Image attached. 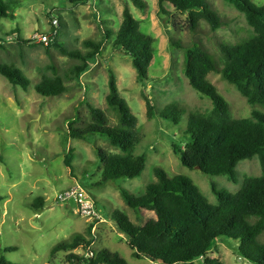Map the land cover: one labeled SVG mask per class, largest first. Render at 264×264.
<instances>
[{"label": "rangeland", "instance_id": "rangeland-1", "mask_svg": "<svg viewBox=\"0 0 264 264\" xmlns=\"http://www.w3.org/2000/svg\"><path fill=\"white\" fill-rule=\"evenodd\" d=\"M7 1V0H4ZM18 1L14 19L1 20L0 62L14 64L30 84L27 90L12 87L0 76V256L16 264H67L68 253L50 250L58 243L71 241L75 235L92 242L88 249L79 247L72 253L84 257L88 251L107 250L119 254L128 264H159L147 258H132L127 238L120 233L110 217L113 211L124 214L133 224L142 226L154 218L151 212H139L127 208L119 194L124 189L134 196H141L148 184L155 182V168H161L168 176L184 175L192 180L211 204L216 200L210 191V182L218 189L235 193L244 177L260 175L257 157L243 160L236 167L235 185L222 176H205L198 170L183 167L173 154L172 147L183 148L188 143L186 131L191 112L205 113L211 110V102L194 91L183 74L184 52L194 46L207 51L221 68L224 59L218 44H236L248 38L252 31L244 15L223 0H206L208 5L226 23L216 31L200 22L195 32L187 29L186 14H180L165 4V13L159 12L156 0L146 3L142 11L132 0H14ZM263 5L264 0H251ZM127 7L140 22V31L155 40V56L148 68L147 81L137 79L128 56L114 51L111 39L104 40L106 31L116 29ZM58 23V41L67 51H81L83 41L103 42V47L90 70L80 76L79 84L66 82L68 92L59 97L44 98L34 91V85L43 74L52 76L49 66L62 74L75 61L63 56L58 48H49L31 40L35 33L48 34L53 21ZM104 24H103V23ZM14 34L7 36L8 34ZM30 41L21 43L19 40ZM174 44L179 45L175 47ZM47 47V48H46ZM116 77L121 97L137 118V131L142 139L134 154L144 155L145 168L135 179H118L96 187L101 179V167L96 148L119 153L104 137L90 136L86 141L69 139L68 125L79 119L76 126L88 122V106L102 110L110 126L117 124L115 114L105 104L108 92V73ZM208 81L227 101L234 119L250 118L253 111L264 115L260 106H251L223 81L219 74L210 73ZM152 100L155 114L146 116L142 93ZM170 104H177L180 121L174 124L158 116ZM72 154V168L66 166ZM79 185L93 199L102 217L95 230L72 214V205L58 204L55 197L61 191ZM43 198L40 210L30 208L35 199ZM250 223L253 222L251 218ZM264 242V239H262ZM14 251L3 253L6 248ZM208 258L223 264H248L238 254L235 241L218 239L209 251ZM193 264H203L196 261Z\"/></svg>", "mask_w": 264, "mask_h": 264}, {"label": "trees", "instance_id": "trees-1", "mask_svg": "<svg viewBox=\"0 0 264 264\" xmlns=\"http://www.w3.org/2000/svg\"><path fill=\"white\" fill-rule=\"evenodd\" d=\"M86 0H71L72 3ZM159 12L165 13L164 5H170L174 11L186 14L187 29L195 32L200 22L209 25L212 31L226 26V23L208 5L206 0H156ZM244 15L251 35L236 44L219 43L224 63L220 68L215 59L198 46L184 52L183 74L190 87L211 102V110L205 113L191 112L184 136L189 141L183 148L173 146V154L181 165L189 170L198 169L205 176H222L237 184L235 174L239 162L257 157L261 173L257 177H244L240 188L235 193L218 189L210 182V191L216 200L211 204L203 196L190 178L184 175L168 176L161 168L154 169L155 182L148 184L141 196H134L124 189L119 194L124 205L134 211L151 212L154 218L144 225L133 224L124 214L113 211L111 221L116 229L126 236L127 245L132 251L131 257L147 258L159 264H223L217 259L207 257L218 239L235 241L239 257L248 264H264V115L253 111L250 118L234 119L229 112L227 101L208 81L210 73H217L221 79L232 85L251 106L264 109V4L256 5L251 0H223ZM140 11L146 8L141 0H132ZM18 1L0 0V22L13 20ZM122 20L116 29L106 31L104 40L111 39L112 48L131 59L140 82L147 81L148 68L155 56V40L143 34L140 22L125 7ZM103 23V22H102ZM104 24V23H103ZM1 28V24H0ZM14 34L12 32L9 35ZM21 43L30 41L19 40ZM85 52L67 51L58 41V35L47 46L58 48L76 64L62 74L55 67L49 66L52 76L42 75L34 85L36 94L44 98H54L68 92L66 82L79 84L80 76L94 65L103 42L83 41ZM175 47L179 45L174 44ZM46 47V48H47ZM2 48V47H0ZM0 76L12 85L27 90L29 80L14 64L0 62ZM105 104L117 119L115 126L108 124L105 113L88 106V122L76 126L79 119L68 125L69 139L86 141L90 136L104 137L111 148L119 153L113 154L96 148V156L101 167V179L94 186L102 187L118 179L138 178L145 168L144 155L134 154L141 142L137 131V118L130 111L121 97L112 71L108 73ZM146 116L150 120L155 114L152 100L143 91ZM158 116L180 121L177 104L163 108ZM72 154L66 160V166L72 168ZM0 163L3 156L0 155ZM43 198L35 199L31 209L44 207ZM253 222L250 223V219ZM92 226H89V230ZM92 239L86 241L75 235L71 241L56 244L51 250L53 256L58 252L68 253L67 264H128L119 254L107 250L93 253L92 259H84L72 252L79 247L88 249ZM10 247L3 253L14 251ZM0 264H16L0 256Z\"/></svg>", "mask_w": 264, "mask_h": 264}, {"label": "built area", "instance_id": "built-area-1", "mask_svg": "<svg viewBox=\"0 0 264 264\" xmlns=\"http://www.w3.org/2000/svg\"><path fill=\"white\" fill-rule=\"evenodd\" d=\"M57 27L58 23L54 20L48 34L35 33L32 35L31 40L39 45L48 46L58 35ZM55 202L58 204L72 205V214L91 225L92 232L95 230L98 223L103 222L99 211L96 210L97 208L95 207L92 197L79 185H73L58 193L55 197ZM83 258L92 259L93 253L88 251Z\"/></svg>", "mask_w": 264, "mask_h": 264}, {"label": "crops", "instance_id": "crops-1", "mask_svg": "<svg viewBox=\"0 0 264 264\" xmlns=\"http://www.w3.org/2000/svg\"><path fill=\"white\" fill-rule=\"evenodd\" d=\"M88 1V0H87ZM157 2V1H156Z\"/></svg>", "mask_w": 264, "mask_h": 264}, {"label": "water", "instance_id": "water-1", "mask_svg": "<svg viewBox=\"0 0 264 264\" xmlns=\"http://www.w3.org/2000/svg\"><path fill=\"white\" fill-rule=\"evenodd\" d=\"M196 170H198V169H196Z\"/></svg>", "mask_w": 264, "mask_h": 264}]
</instances>
